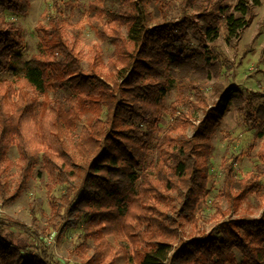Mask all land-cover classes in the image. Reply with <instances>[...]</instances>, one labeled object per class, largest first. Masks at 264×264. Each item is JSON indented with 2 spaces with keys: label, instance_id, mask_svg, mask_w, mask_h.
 <instances>
[{
  "label": "trees",
  "instance_id": "trees-1",
  "mask_svg": "<svg viewBox=\"0 0 264 264\" xmlns=\"http://www.w3.org/2000/svg\"><path fill=\"white\" fill-rule=\"evenodd\" d=\"M174 1L94 0L89 5V26L100 41L115 48L108 72L100 71L104 62L99 45L84 69L77 53L82 28L74 25L69 32L56 4L48 25L38 28L43 35L39 54L22 74L17 54L25 46L22 29L0 15V196L3 201L16 199L42 164L41 176L46 173L65 186L60 198H51L55 218L50 227L66 221L63 230L78 228L84 219L85 238L95 244L85 264H112L107 260L125 253V244L135 249L129 264H264V210L259 217L222 221L180 247L173 243L185 223L195 222L206 197L216 130L232 104L243 101L237 87L215 84L217 101L209 106L202 85L219 77L223 64L208 43H216L225 30L233 46L261 1H241L231 11L227 0H179L177 21L169 18ZM34 2L0 0V12L27 15ZM67 5L74 7V1ZM189 17L198 18L205 39L202 49L192 52L185 47ZM173 88L180 92L171 105L174 122L159 138ZM63 89L70 90L66 98L50 96ZM187 91L197 98L194 108L205 111L192 135L187 131L193 115L181 107ZM247 114V123L264 139V106ZM85 115L94 122L83 127L70 147L68 138ZM14 146L20 175L8 197L4 178L13 166L9 152ZM154 148L159 156L150 162ZM224 167L223 195L231 207L247 202L250 194L261 196L256 176L238 180L232 164ZM65 207L66 216L59 217ZM105 223H111L108 229ZM7 229L27 227L0 220V264H58L47 252L26 254L25 245ZM108 236L120 242L119 248L108 243Z\"/></svg>",
  "mask_w": 264,
  "mask_h": 264
},
{
  "label": "rangeland",
  "instance_id": "rangeland-1",
  "mask_svg": "<svg viewBox=\"0 0 264 264\" xmlns=\"http://www.w3.org/2000/svg\"><path fill=\"white\" fill-rule=\"evenodd\" d=\"M74 1V7L67 4ZM94 0H35L27 15H15L8 11L0 12V15L8 21L22 29V37L25 46L18 51L19 66L21 73H24L26 63L39 54V46L43 35L38 28L42 25L47 26L49 17L55 13V5L62 7V17L69 24L68 31L71 32L74 25L82 28V34L77 53L82 61L85 70L95 59L94 46L99 45L103 52L104 66L102 72H108L107 66L112 58L114 46L108 42L98 39L95 32L89 26L86 15L89 5ZM204 0H200L199 3ZM245 0H227L230 10ZM259 6L254 7L253 17L250 25L241 31L239 39L229 46L225 39V30L216 43H208L210 48L221 59L223 64L220 76L212 78L202 85L207 96L209 106H214L217 98L213 93L215 84L224 87H237L243 94V101L232 104L219 125L213 137L214 149L209 161V184L206 197L200 202L196 211L195 222L185 223L182 228L181 236L173 243L180 247L189 239L202 237L209 234L213 228L222 221L239 219L243 216L259 217L264 210V139L257 137L258 130L247 123V112L257 111L264 106V0H260ZM181 1L175 0L173 10L169 18L177 21L181 18ZM194 13L192 12V15ZM188 32L190 41L185 43L188 52L201 50L205 39L201 31V25L196 17H189ZM127 33L126 28L123 29ZM70 94V90L63 89L57 94L51 93L52 98L64 99ZM187 99L181 107L189 114L193 115V126L188 128L187 133L193 134L194 127L198 126L205 115L204 110L197 111L193 104L197 98L192 91H187ZM180 92L173 88L166 100L168 107L161 123L162 137L174 122V112L171 105L179 100ZM90 115H85L79 125L78 130L68 138L70 147H73L85 126H89L93 121ZM33 145V144H32ZM263 155V157L261 156ZM158 151L154 148L150 157V162H155L158 158ZM9 158L13 162L10 171L5 175L4 182L7 184L8 197L15 193L18 178L20 175L19 153L16 146L9 152ZM233 165L235 176L238 180H244L252 175L258 178L261 186V196L250 194L247 202L238 203L231 207V202L223 195L226 185L225 165ZM37 168L35 175L28 181L23 192L12 200H2L0 196V220L12 219L24 224L29 230L26 231L7 229L13 234L17 242L25 245L26 254L34 252H47L50 258L58 264H85L94 255V242L85 238L84 219L78 228L65 227L66 221L56 224V228L50 227L55 214L51 209V198H60L65 186L57 184L45 173L40 175V167ZM66 207L60 211L58 216H66ZM55 224V222L53 223ZM64 225V226H63ZM111 223H105L104 227L109 228ZM63 230V231H62ZM36 232L37 236L31 235ZM107 241L115 249L119 248L120 242L114 236H108ZM88 242L87 249L81 247ZM126 252L121 253L115 258H109L107 262L112 264H129V256L135 253L134 247L125 244ZM237 256L240 258L239 253ZM106 264V262H105Z\"/></svg>",
  "mask_w": 264,
  "mask_h": 264
}]
</instances>
